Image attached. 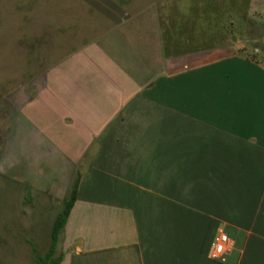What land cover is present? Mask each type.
I'll return each instance as SVG.
<instances>
[{"label":"crops","instance_id":"obj_1","mask_svg":"<svg viewBox=\"0 0 264 264\" xmlns=\"http://www.w3.org/2000/svg\"><path fill=\"white\" fill-rule=\"evenodd\" d=\"M149 13L96 21L14 93L25 179L77 180L58 264H264V64L183 54Z\"/></svg>","mask_w":264,"mask_h":264},{"label":"rangeland","instance_id":"obj_2","mask_svg":"<svg viewBox=\"0 0 264 264\" xmlns=\"http://www.w3.org/2000/svg\"><path fill=\"white\" fill-rule=\"evenodd\" d=\"M144 10L178 37L183 54L233 51L264 64V0H0V264H43L37 257L47 253L71 189L51 192L45 182L50 177L65 187L60 163L57 173L43 163V181L25 179L23 161L8 142L14 93L74 51L96 21L109 24ZM52 258H59L58 249Z\"/></svg>","mask_w":264,"mask_h":264},{"label":"trees","instance_id":"obj_3","mask_svg":"<svg viewBox=\"0 0 264 264\" xmlns=\"http://www.w3.org/2000/svg\"><path fill=\"white\" fill-rule=\"evenodd\" d=\"M76 191H77V180L74 182L72 185L68 198L65 199L64 201V206L62 211L56 215L54 222L52 224V229H51V235H50V246L47 251V253L43 257H37L39 260L42 261L43 264H58V259H53L52 255L56 251V246L58 242V237L61 229L63 228L66 218L68 216V213L75 201L76 198Z\"/></svg>","mask_w":264,"mask_h":264},{"label":"built area","instance_id":"obj_4","mask_svg":"<svg viewBox=\"0 0 264 264\" xmlns=\"http://www.w3.org/2000/svg\"><path fill=\"white\" fill-rule=\"evenodd\" d=\"M230 239L224 233H219L212 242V256L219 257L230 248Z\"/></svg>","mask_w":264,"mask_h":264}]
</instances>
